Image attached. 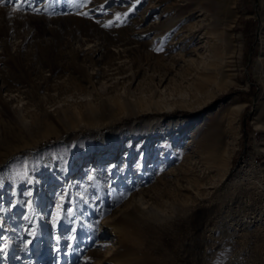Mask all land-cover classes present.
<instances>
[{"label":"rangeland","instance_id":"374dc122","mask_svg":"<svg viewBox=\"0 0 264 264\" xmlns=\"http://www.w3.org/2000/svg\"><path fill=\"white\" fill-rule=\"evenodd\" d=\"M125 213L141 264H264V0H0V264Z\"/></svg>","mask_w":264,"mask_h":264},{"label":"bare ground","instance_id":"6f19581e","mask_svg":"<svg viewBox=\"0 0 264 264\" xmlns=\"http://www.w3.org/2000/svg\"><path fill=\"white\" fill-rule=\"evenodd\" d=\"M135 219V216L132 214L125 213L117 224L111 226L110 228L104 229L103 235L109 239H113L116 244L123 247L125 250L121 258H113L110 260V262H107V264H130L131 260L138 264L144 262V258L136 256L129 247L130 243H138V240L133 237L132 231V226L135 222Z\"/></svg>","mask_w":264,"mask_h":264},{"label":"snow or ice","instance_id":"6c2138e0","mask_svg":"<svg viewBox=\"0 0 264 264\" xmlns=\"http://www.w3.org/2000/svg\"><path fill=\"white\" fill-rule=\"evenodd\" d=\"M105 26H107V25H105Z\"/></svg>","mask_w":264,"mask_h":264}]
</instances>
